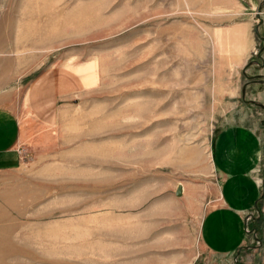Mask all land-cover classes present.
Instances as JSON below:
<instances>
[{
  "label": "rangeland",
  "instance_id": "rangeland-1",
  "mask_svg": "<svg viewBox=\"0 0 264 264\" xmlns=\"http://www.w3.org/2000/svg\"><path fill=\"white\" fill-rule=\"evenodd\" d=\"M204 1L0 0V92H60L0 170V264H132L170 191L206 213L225 171L257 198L238 260L264 264V0Z\"/></svg>",
  "mask_w": 264,
  "mask_h": 264
},
{
  "label": "crops",
  "instance_id": "crops-1",
  "mask_svg": "<svg viewBox=\"0 0 264 264\" xmlns=\"http://www.w3.org/2000/svg\"><path fill=\"white\" fill-rule=\"evenodd\" d=\"M50 74L27 87L25 94L21 83L12 92H0V170H11L21 162L20 148L28 139L27 115L47 131L59 124V85L51 79L56 73ZM223 177L221 198L206 213L189 188L171 190L164 210L156 215L153 210L144 220L148 219L143 222L146 236L138 243L145 252L133 257L132 264H234L235 253L246 246L245 213L257 198L254 189L236 188L228 171Z\"/></svg>",
  "mask_w": 264,
  "mask_h": 264
},
{
  "label": "water",
  "instance_id": "water-1",
  "mask_svg": "<svg viewBox=\"0 0 264 264\" xmlns=\"http://www.w3.org/2000/svg\"><path fill=\"white\" fill-rule=\"evenodd\" d=\"M261 11H262V9L260 8V9H259V13H261ZM259 19H260V23L256 26L255 30H256V34H257V36H258L261 40L264 41V38L261 36L260 31H259L260 25L263 23V20H262L261 18H259ZM258 57L261 58V54L258 55ZM251 103L256 104V103L253 102V101H252ZM259 106L262 107V108L264 109V106H263V105H259ZM262 125H264V122H262ZM248 248H249L248 246H245V247H242V248H240V249L238 250V253H237L236 257H235V264H243V262L239 261L238 258L240 257L241 252H242L244 249H248Z\"/></svg>",
  "mask_w": 264,
  "mask_h": 264
}]
</instances>
